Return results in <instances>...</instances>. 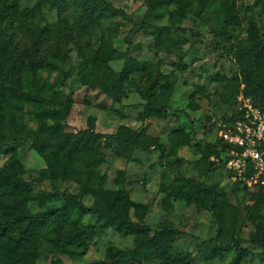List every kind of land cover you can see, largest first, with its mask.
I'll use <instances>...</instances> for the list:
<instances>
[{"label": "rangeland", "instance_id": "374dc122", "mask_svg": "<svg viewBox=\"0 0 264 264\" xmlns=\"http://www.w3.org/2000/svg\"><path fill=\"white\" fill-rule=\"evenodd\" d=\"M17 1L21 9H33L46 0ZM106 1L123 11L128 20L115 18L91 27L81 45L87 44L92 52L70 44L63 50L69 60L62 71H25L21 86L26 93L54 100L53 111L62 110V103L71 100L61 132L44 136L50 144L90 130L122 137L139 132L140 147L125 152L115 141L102 138L98 156L104 161L100 166H90L80 153L73 157L61 153L52 161V168L46 154L5 122L2 134L7 142L0 144V168L19 174L31 185L33 201L28 207L32 213L63 206V199L39 202V195L51 194L54 189L93 208L96 197L83 193L78 182H86V174L92 170L91 187L127 194L135 205L129 213L133 222L153 231L169 227L189 234L171 244L173 256L181 257L185 264H230L240 247L249 254L242 264H264V248L255 242L264 236V178L251 186L236 180L227 166L229 152L219 136L224 125L246 112L247 105L264 112V97L248 93V61L240 62L232 51L249 45L253 23L264 45V0H207L205 6L200 0H187L185 16L179 15L175 3L152 10L150 0ZM37 20V28L42 29L58 23L59 15L46 9ZM27 46L32 50V42ZM96 53L111 55L108 65L116 75L127 63L134 68L147 63L169 76L171 91L165 107H159L160 113L143 121L147 102L128 84L120 102L88 87L87 78L106 80L103 68L94 69L86 61ZM44 84L55 90L42 91ZM48 108L25 106L28 128L36 131L32 115ZM62 162L69 163V173L64 172ZM198 184L211 192L199 191ZM83 224L98 226V234L83 257L62 256L63 264H132L135 236L101 227L92 216H86ZM214 238L229 249L215 258L207 257L203 242ZM55 258L53 247L43 242L36 264H52Z\"/></svg>", "mask_w": 264, "mask_h": 264}, {"label": "trees", "instance_id": "16d2710c", "mask_svg": "<svg viewBox=\"0 0 264 264\" xmlns=\"http://www.w3.org/2000/svg\"><path fill=\"white\" fill-rule=\"evenodd\" d=\"M206 2L207 0H200L202 6ZM174 3L179 8V15L185 16L187 0H150L149 8L155 10ZM46 9L56 11L59 21L38 29L37 19L43 16ZM115 18L128 20L123 11L106 0H46L33 9H21L17 0H0V144L7 142L2 134V127L6 122L15 134L31 140L41 153L46 154L52 168V161L57 160L61 153L68 157L80 153L89 159L90 166H100L104 161L103 157L98 156L99 140L102 138L115 141L125 152L140 147L142 134L139 132L122 137L120 133L100 135L90 130L66 135L62 141L50 144L44 136L61 132V124L68 117L71 100L62 103V110L53 111L50 107L56 105L54 100L26 93L21 86V75L25 71L34 74L38 71L61 70L69 60L64 49L70 44L81 50L88 49L87 44L82 48L81 43L89 34V29ZM29 41L32 42V50H28ZM171 43L177 45L173 39ZM232 51L240 62L247 60L249 63V68L246 69L249 95L264 97V45L256 24L251 26L249 45L234 47ZM88 52L92 51L88 49ZM110 57V54L96 53L91 59H86L89 66L94 69L103 68L106 74V80L87 78L86 85L102 90L116 102H120L126 97L125 87L128 84L139 91L147 102L143 121L160 113L159 107H165L171 91L170 77L147 63L140 68L127 63L124 71L116 75L109 68ZM25 60H28L27 65L24 64ZM40 87L42 91L46 88L55 90V87L46 84ZM25 106L41 110L49 107L32 115L37 123L36 131L28 128L24 121ZM61 166L65 173L70 172L69 163L62 162ZM74 173L77 174V171ZM86 175V182L81 179L78 182L83 193L96 197L93 208H87L76 197L64 195L54 189L51 194L39 195V202L45 204L63 199V206L32 213L28 207L33 201L31 185L19 174L0 168V264H36L39 247L43 242L53 247L56 258L52 264H63L62 256L74 260L83 257L99 231L96 225L83 224L86 216L97 218L101 227L135 236L136 248L132 253V264H185L181 257L173 256L171 244L177 238L189 237V234L169 227L153 231L149 226L133 222L129 213L135 205L127 194L122 190L108 191L102 186L93 188L90 179L95 174L89 170ZM98 179L102 181L101 177ZM197 188L201 192H211L204 184H198ZM255 242L264 248L263 235ZM203 246L207 248L205 255L212 258L229 249V246H221L217 238L203 242ZM248 256V252L240 247L230 264H242ZM109 259L114 261L112 255H109Z\"/></svg>", "mask_w": 264, "mask_h": 264}, {"label": "built area", "instance_id": "2783aa9c", "mask_svg": "<svg viewBox=\"0 0 264 264\" xmlns=\"http://www.w3.org/2000/svg\"><path fill=\"white\" fill-rule=\"evenodd\" d=\"M246 112L219 132L229 152L228 169L249 186L264 178V112L247 105ZM214 160V159H213Z\"/></svg>", "mask_w": 264, "mask_h": 264}]
</instances>
